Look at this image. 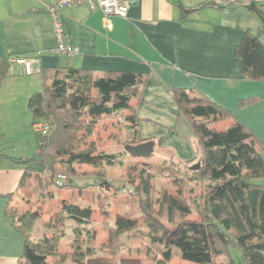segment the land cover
<instances>
[{
    "label": "trees",
    "instance_id": "obj_1",
    "mask_svg": "<svg viewBox=\"0 0 264 264\" xmlns=\"http://www.w3.org/2000/svg\"><path fill=\"white\" fill-rule=\"evenodd\" d=\"M177 6L184 15L195 11L180 3ZM227 7L217 6L219 9ZM247 7L258 14L264 29L263 11L253 3ZM235 54L241 63L242 76L264 83V48L257 39L244 34ZM10 67L8 58L0 57V88L10 75ZM39 76L42 88L30 96L28 107L31 125L47 123L48 131L35 133L37 152L33 156L12 159L22 166L18 190L26 195L47 191V186L62 190L100 187V191L111 189L117 192L127 190L131 185L132 194L138 198L135 203L146 230H138L136 220L120 215L115 217L113 225L104 218L102 227L108 233V244L104 248L118 250L123 245V234L137 232L147 237L156 253L162 256L161 260H156L149 254V264H166L172 247L207 254L212 260L210 264H216L214 260L220 257L228 260L222 264H235L232 251L238 254L242 264H264V185L258 183L264 178L263 150L252 132L230 112L193 89L171 90L179 115L186 119L194 134L200 167L195 171L181 167L182 172H176L187 178L191 200L188 201L185 193L177 189L173 195L162 192L160 200L153 202L150 198L152 175L149 172L139 170L129 184L119 181L116 185L101 169L123 166L124 154L99 153L94 143L85 146L86 139L101 121L119 117L123 118L129 135L125 144L137 143V120L132 115L131 102L140 100L147 74L43 68ZM253 100L249 98L241 103ZM230 118V125L216 129V124ZM3 156L0 151V158ZM81 165L90 169L79 174ZM55 173L64 177L61 186L54 181ZM92 175L98 176V184H76L75 178ZM2 197L6 202L5 217L24 240L23 264H49L57 254L58 244L64 235L60 227L65 221L75 225L72 233L76 258L72 262L82 264L84 258L93 255L96 234L95 230L87 228L93 212L89 207L59 201V212L43 223L45 228L59 232L33 241L30 231L40 218L39 213L19 211L11 204L13 194ZM155 202L159 207L158 216L153 214ZM105 213L102 211L103 215ZM84 243L88 246L82 251Z\"/></svg>",
    "mask_w": 264,
    "mask_h": 264
},
{
    "label": "crops",
    "instance_id": "obj_2",
    "mask_svg": "<svg viewBox=\"0 0 264 264\" xmlns=\"http://www.w3.org/2000/svg\"><path fill=\"white\" fill-rule=\"evenodd\" d=\"M122 1L128 5L125 18L105 17L86 6L61 9L62 42L75 51L56 53L60 41L47 10L50 0H0V57L37 55L41 69L147 74L140 100L131 104L137 120L133 145L152 142L150 157L170 159L183 168L200 162L194 134L178 113L172 89H193L230 112L256 137L264 157V83L244 78L235 54L244 34L264 48L258 14L241 4L250 1L264 13V0H235L225 9L205 5L211 0ZM177 3L195 11L184 15ZM10 65L0 104L14 101L11 109H24L42 88V80L39 74L26 76L21 66ZM249 98L254 100L241 103ZM231 121L218 125L222 129ZM12 159L0 158V264H23L24 240L3 212L2 196H14L22 175ZM258 183L264 185V178Z\"/></svg>",
    "mask_w": 264,
    "mask_h": 264
},
{
    "label": "rangeland",
    "instance_id": "obj_3",
    "mask_svg": "<svg viewBox=\"0 0 264 264\" xmlns=\"http://www.w3.org/2000/svg\"><path fill=\"white\" fill-rule=\"evenodd\" d=\"M35 76L37 77L38 75ZM14 105V101L0 104V151L3 155L13 159L31 157L36 152L37 143L36 134L31 125L32 118L29 107L26 103L24 109H11ZM215 127L216 129L221 128L218 124ZM126 140H128V137L124 128L123 118L119 117L115 120L101 121L93 134L86 139L85 146L94 143L99 153L124 154L123 166L103 167L101 169L104 175L114 184L117 185L119 181H122L123 184H129V180L135 178L139 170H146L152 175L150 181L152 193L150 198L153 202L160 200L162 192L165 191V193L173 195L177 189H181V192L185 193L188 201L191 200L188 192L189 185H186L187 178L176 173L182 172V168L178 164L172 163L170 159L162 160L160 157L152 156L145 159L130 157L125 153L123 148ZM13 165L22 170L21 165L14 163ZM89 169L90 167L81 165L78 171L81 174ZM75 181L77 185L86 183L94 185L98 184V176H79L75 178ZM184 185L187 186V189L184 188ZM132 192L133 187L131 185L128 186L127 190L117 192L111 189L100 191V187L98 189L90 187L82 190L79 188L62 190L55 186H47V191L39 193L31 192L27 193V195L18 190L14 194L11 204L16 206L19 211L28 210L39 213L40 218L34 222L30 232L33 240H40L44 236L51 237L53 233L57 234L59 232L57 229L42 226L44 220L47 222L53 214L59 212V201L64 200L68 204L89 207L93 212L92 220L87 228L95 230L96 241L92 247L93 255L84 258L82 264H147L151 261L149 254L155 256L157 260H161L162 256L156 253L154 247L149 243V239L137 232L123 234L121 237L123 245L118 250L104 248L108 244V233L106 229H103L101 222L104 218L112 225L115 222V217L118 215L136 220L138 222L137 229L145 232L146 229L142 225L141 213L137 203H135L138 198ZM158 210L159 207L155 202L153 208L155 216L159 215L157 214ZM102 211L106 212L105 215L102 214ZM74 227L75 225L70 221H65L63 226L60 227L64 235L58 244L56 256L50 260L49 264H57L55 262L58 260H62L59 264H74L72 262V259L76 258L74 255L76 252L74 248V235L72 233ZM87 246L84 243L82 251ZM170 250L172 254L169 261H167L168 264H210L212 261L204 253L196 254L181 247H172ZM231 257L235 264H242L238 254L234 251H232ZM227 261L226 257L214 260L216 264L226 263Z\"/></svg>",
    "mask_w": 264,
    "mask_h": 264
},
{
    "label": "built area",
    "instance_id": "obj_4",
    "mask_svg": "<svg viewBox=\"0 0 264 264\" xmlns=\"http://www.w3.org/2000/svg\"><path fill=\"white\" fill-rule=\"evenodd\" d=\"M211 4L215 6L227 7L235 3V0H211ZM244 6H249L250 1L241 2ZM79 6H86L92 10L99 9L105 17H121L125 18L128 11V5L122 0H50L47 10L50 12L53 18L55 26V34L60 45L56 49V53H73L75 50L69 49L68 46L63 44V32L59 21L58 13L63 8H75ZM10 63H15L22 67L23 74L31 76L39 74L41 72V63L37 55L26 58L10 57L8 58ZM35 133L45 134L48 131V124L39 122L32 125ZM64 177L61 175L55 176V183L57 186H61Z\"/></svg>",
    "mask_w": 264,
    "mask_h": 264
},
{
    "label": "water",
    "instance_id": "obj_5",
    "mask_svg": "<svg viewBox=\"0 0 264 264\" xmlns=\"http://www.w3.org/2000/svg\"><path fill=\"white\" fill-rule=\"evenodd\" d=\"M124 151L133 158L145 159L149 158L153 153V143L146 142L138 145H125ZM200 167V162L189 167L191 171H195Z\"/></svg>",
    "mask_w": 264,
    "mask_h": 264
}]
</instances>
